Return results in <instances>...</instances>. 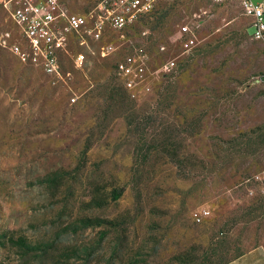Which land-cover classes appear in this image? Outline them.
<instances>
[{
    "label": "rangeland",
    "instance_id": "374dc122",
    "mask_svg": "<svg viewBox=\"0 0 264 264\" xmlns=\"http://www.w3.org/2000/svg\"><path fill=\"white\" fill-rule=\"evenodd\" d=\"M248 24L236 0H163L102 39L71 35L61 79L0 48V264H224L264 247V192L246 182L264 173V46Z\"/></svg>",
    "mask_w": 264,
    "mask_h": 264
},
{
    "label": "built area",
    "instance_id": "2783aa9c",
    "mask_svg": "<svg viewBox=\"0 0 264 264\" xmlns=\"http://www.w3.org/2000/svg\"><path fill=\"white\" fill-rule=\"evenodd\" d=\"M163 0H96L86 13H72L61 0H0V48L16 55L23 63L40 69L52 79L62 78L60 55L69 37L87 34L102 39L109 31L119 32L139 16L150 12ZM220 4L226 0H208ZM242 14L250 19L251 37L264 46V12L260 3L236 0ZM10 23L14 28L10 27ZM112 48V42L106 46ZM75 68H82L84 55L73 57ZM264 192V173L246 179ZM253 193V188L248 189ZM206 213V212H204ZM202 213H195L197 220Z\"/></svg>",
    "mask_w": 264,
    "mask_h": 264
},
{
    "label": "crops",
    "instance_id": "0c3cea01",
    "mask_svg": "<svg viewBox=\"0 0 264 264\" xmlns=\"http://www.w3.org/2000/svg\"><path fill=\"white\" fill-rule=\"evenodd\" d=\"M256 3H260L264 12V0H252ZM250 26V19L248 28ZM252 28V27H251ZM224 264H264V247L258 246L251 248L239 256L227 261Z\"/></svg>",
    "mask_w": 264,
    "mask_h": 264
},
{
    "label": "trees",
    "instance_id": "16d2710c",
    "mask_svg": "<svg viewBox=\"0 0 264 264\" xmlns=\"http://www.w3.org/2000/svg\"><path fill=\"white\" fill-rule=\"evenodd\" d=\"M144 14H147V13H144ZM144 14H142V15H144ZM149 146L150 145H147V147H149ZM149 154H150V149L146 150V153H144V156L142 158H140L139 163L145 162L148 159ZM171 161L175 162L174 159H171ZM120 194H121V191H114V193H113V199H117L120 196Z\"/></svg>",
    "mask_w": 264,
    "mask_h": 264
}]
</instances>
